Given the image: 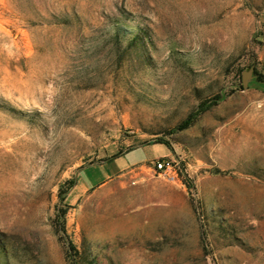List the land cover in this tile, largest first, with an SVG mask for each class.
Instances as JSON below:
<instances>
[{
    "label": "rangeland",
    "instance_id": "374dc122",
    "mask_svg": "<svg viewBox=\"0 0 264 264\" xmlns=\"http://www.w3.org/2000/svg\"><path fill=\"white\" fill-rule=\"evenodd\" d=\"M0 264H264V0H0Z\"/></svg>",
    "mask_w": 264,
    "mask_h": 264
},
{
    "label": "built area",
    "instance_id": "2783aa9c",
    "mask_svg": "<svg viewBox=\"0 0 264 264\" xmlns=\"http://www.w3.org/2000/svg\"><path fill=\"white\" fill-rule=\"evenodd\" d=\"M154 170L159 175L166 176L170 181H174L176 177L175 162L171 158L156 160L154 162Z\"/></svg>",
    "mask_w": 264,
    "mask_h": 264
},
{
    "label": "trees",
    "instance_id": "16d2710c",
    "mask_svg": "<svg viewBox=\"0 0 264 264\" xmlns=\"http://www.w3.org/2000/svg\"><path fill=\"white\" fill-rule=\"evenodd\" d=\"M73 185V183L71 184V186ZM67 191H61L59 193V197L61 202L64 201V197L66 195ZM64 217H65V213L61 212L55 215V221L59 223L60 226V231L65 234V229H64Z\"/></svg>",
    "mask_w": 264,
    "mask_h": 264
},
{
    "label": "crops",
    "instance_id": "0c3cea01",
    "mask_svg": "<svg viewBox=\"0 0 264 264\" xmlns=\"http://www.w3.org/2000/svg\"><path fill=\"white\" fill-rule=\"evenodd\" d=\"M107 179V178H106ZM105 179V180H106ZM102 182H104V180L103 181H100V182H94V181H89V182H82V184H83V187H91V186H93L94 184H96V183H102Z\"/></svg>",
    "mask_w": 264,
    "mask_h": 264
}]
</instances>
